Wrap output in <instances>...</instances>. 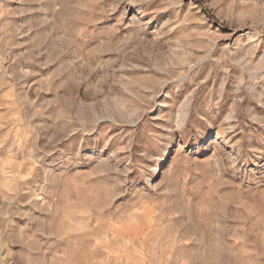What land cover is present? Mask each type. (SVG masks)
<instances>
[{
  "label": "rangeland",
  "instance_id": "374dc122",
  "mask_svg": "<svg viewBox=\"0 0 264 264\" xmlns=\"http://www.w3.org/2000/svg\"><path fill=\"white\" fill-rule=\"evenodd\" d=\"M0 264H264V0H0Z\"/></svg>",
  "mask_w": 264,
  "mask_h": 264
}]
</instances>
